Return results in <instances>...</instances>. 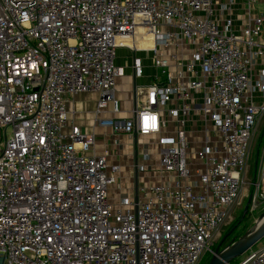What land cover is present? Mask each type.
Masks as SVG:
<instances>
[{
  "label": "built area",
  "instance_id": "built-area-1",
  "mask_svg": "<svg viewBox=\"0 0 264 264\" xmlns=\"http://www.w3.org/2000/svg\"><path fill=\"white\" fill-rule=\"evenodd\" d=\"M258 1L0 0V264H200L245 186L249 208L264 205V146L248 167L264 116ZM139 27L162 79L131 116L97 122L158 135L169 180L114 201L119 165L88 154L66 97L97 91V114L117 115V47L137 50L122 39ZM193 112L203 140L189 151ZM237 264H264V247Z\"/></svg>",
  "mask_w": 264,
  "mask_h": 264
},
{
  "label": "crops",
  "instance_id": "crops-1",
  "mask_svg": "<svg viewBox=\"0 0 264 264\" xmlns=\"http://www.w3.org/2000/svg\"><path fill=\"white\" fill-rule=\"evenodd\" d=\"M151 40L152 34L141 27L137 28L133 35L122 39L124 43L138 46L137 50L146 52L145 55L149 58H151V52H147L143 48H150ZM134 57L141 58L143 64V75L140 77L134 73L133 60L131 65H122L116 62L117 65L123 66L125 70V74L119 77V81L121 79L122 81L117 80V83L129 84L126 95H122L121 90L118 91L116 84L115 94L121 109L117 115L109 109L97 114V100L99 98L97 91L77 93L66 97L70 118L76 125L81 127L82 131L92 133L95 137L92 149L88 154H105L109 164L119 165L120 170L115 173L117 183L113 184L110 189V197L114 201H117L121 194H129L139 199L143 187L169 180V174L163 171L159 163L158 145L156 143L158 135H130L97 122L99 118L131 116L135 108L139 107L144 100V89L154 82L156 74L148 70L151 63L149 65L146 58L134 55L133 59ZM200 119H202V116L198 112H193L187 125L190 148H193V151L202 144L203 140ZM175 124L176 122L173 120L164 131L173 132L176 128ZM66 129H68V126ZM3 137V130L0 128V142ZM148 143L151 146H147ZM145 153H149L147 158L144 157ZM141 165L143 168L140 167Z\"/></svg>",
  "mask_w": 264,
  "mask_h": 264
},
{
  "label": "rangeland",
  "instance_id": "rangeland-1",
  "mask_svg": "<svg viewBox=\"0 0 264 264\" xmlns=\"http://www.w3.org/2000/svg\"><path fill=\"white\" fill-rule=\"evenodd\" d=\"M255 6L259 11H264V2L258 1ZM145 54H146V52H144V51H139V50L135 51L132 47L122 45V46L117 47L116 62H117V64H122V65L129 64V65H131L134 55L141 56L142 58L147 59V62L149 65L151 63V67L150 68L148 67V70L150 72H152L153 74H158L160 76V79H162V75L160 74V70L158 68H155L152 65L151 58H149ZM146 72H147V67H146ZM119 79L120 78L118 77L117 80L119 81ZM117 80H116V84H117L118 91L121 90L122 95H126V91H127V89H129V84H123V83L118 84ZM121 81H122V79L119 82H121ZM262 133H264V116L262 117V119L260 121L259 131L257 132V134L254 138L252 148H251V154H250V159H249V163H248L250 173L253 170L252 167H253L254 163H256L257 152L260 153V155H261V152H262V149L264 146V134H262ZM190 150H193V148L189 147V151ZM250 173L248 176L249 179H250ZM249 191H250V188L248 186L247 187L245 186L243 195L241 197V201L235 206V209L232 213V216L228 220V222L222 227V229L219 231V233H217L215 235V237L213 239V243L211 245V248L208 252H206L201 264H207V262L209 261V259L212 256L213 252L215 251L216 247L220 244L221 239H223V237L225 235H226V237L224 240H226V241L224 242V240H223L221 242V244L224 242V245L219 246L220 249H222L225 245L229 244L233 240H236L241 235H243L255 223V221L259 217V215L264 211V205L260 206L259 208L255 209V210H251L249 208L248 213L244 215L243 219L240 218V217H242L244 205L247 201V195H248ZM238 220H239V222H237ZM259 220L260 219H258L257 222ZM236 222L238 224H236V226H235L234 224ZM262 247H264V237L262 239H260L251 249H259ZM247 252H245L244 254L232 259L230 261V263L231 264H237L245 256V254Z\"/></svg>",
  "mask_w": 264,
  "mask_h": 264
},
{
  "label": "water",
  "instance_id": "water-1",
  "mask_svg": "<svg viewBox=\"0 0 264 264\" xmlns=\"http://www.w3.org/2000/svg\"><path fill=\"white\" fill-rule=\"evenodd\" d=\"M250 199L251 198L249 196L244 205L241 219H243L244 215L248 211ZM258 219H262V221L257 226L256 222ZM225 237L226 235L223 237V239H221V242L225 239ZM263 237H264V211L259 215L255 223L239 238L225 245L222 249L219 248L221 244L220 242V244L216 247L215 251L213 252L207 264H230V261L232 259L247 252Z\"/></svg>",
  "mask_w": 264,
  "mask_h": 264
},
{
  "label": "bare ground",
  "instance_id": "bare-ground-1",
  "mask_svg": "<svg viewBox=\"0 0 264 264\" xmlns=\"http://www.w3.org/2000/svg\"><path fill=\"white\" fill-rule=\"evenodd\" d=\"M155 45V42H154V39H153V36H152V40H151V47H153ZM135 46V45H134ZM135 47H137L138 48V46H135ZM262 221V219H260L258 222H256L257 224V226H258V224H260V222Z\"/></svg>",
  "mask_w": 264,
  "mask_h": 264
},
{
  "label": "trees",
  "instance_id": "trees-1",
  "mask_svg": "<svg viewBox=\"0 0 264 264\" xmlns=\"http://www.w3.org/2000/svg\"><path fill=\"white\" fill-rule=\"evenodd\" d=\"M262 134H264V133H262ZM248 211H249V208H248ZM248 211H247V213H248ZM247 213H246V214H247ZM240 218H241V217H240ZM239 220H240V219H239ZM239 220H238L237 222H239ZM237 222H236L234 225H236ZM234 225H233V226H234ZM236 238H237V237H236ZM236 238H235V239H236ZM225 241H226V240H224V242H225ZM224 242H223L222 244H220V246H223V245H224ZM201 263H202V262H201ZM201 263H200V264H201ZM207 263H208V262H207Z\"/></svg>",
  "mask_w": 264,
  "mask_h": 264
}]
</instances>
